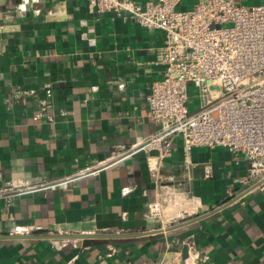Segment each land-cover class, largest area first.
I'll use <instances>...</instances> for the list:
<instances>
[{
	"label": "crops",
	"instance_id": "obj_1",
	"mask_svg": "<svg viewBox=\"0 0 264 264\" xmlns=\"http://www.w3.org/2000/svg\"><path fill=\"white\" fill-rule=\"evenodd\" d=\"M165 42L93 0H0V235L16 236L0 264H180L185 245V264H264V189L236 183L244 157L196 146L186 162L177 137L164 157L117 160L160 130L147 96ZM77 233L140 235L57 237Z\"/></svg>",
	"mask_w": 264,
	"mask_h": 264
},
{
	"label": "built area",
	"instance_id": "obj_2",
	"mask_svg": "<svg viewBox=\"0 0 264 264\" xmlns=\"http://www.w3.org/2000/svg\"><path fill=\"white\" fill-rule=\"evenodd\" d=\"M181 2L93 0L101 14L114 12L166 34L157 55L164 75L147 96L148 115L160 130L117 160L139 150H157L164 157L180 137L186 162L193 147H225L248 161L245 174L235 179L242 190L264 189V2L197 0L191 8H181ZM190 86L201 95L194 110ZM76 179L70 176L44 187L67 188ZM149 209L159 214V202H151Z\"/></svg>",
	"mask_w": 264,
	"mask_h": 264
},
{
	"label": "water",
	"instance_id": "obj_3",
	"mask_svg": "<svg viewBox=\"0 0 264 264\" xmlns=\"http://www.w3.org/2000/svg\"><path fill=\"white\" fill-rule=\"evenodd\" d=\"M147 233V232H140ZM140 233H126V234H67V235H58L57 237L66 238V239H82V238H115V237H126V236H135L140 235ZM13 238L16 236L12 235H0V238ZM189 246L185 245L182 249V256L180 264H185L186 259L189 257Z\"/></svg>",
	"mask_w": 264,
	"mask_h": 264
},
{
	"label": "rangeland",
	"instance_id": "obj_4",
	"mask_svg": "<svg viewBox=\"0 0 264 264\" xmlns=\"http://www.w3.org/2000/svg\"><path fill=\"white\" fill-rule=\"evenodd\" d=\"M189 103H190V108L192 110L199 108L200 103H201L200 92L194 86H190V89H189Z\"/></svg>",
	"mask_w": 264,
	"mask_h": 264
}]
</instances>
